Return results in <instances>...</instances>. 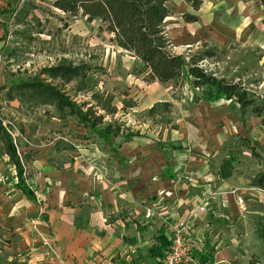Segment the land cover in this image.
Wrapping results in <instances>:
<instances>
[{
    "label": "rangeland",
    "instance_id": "374dc122",
    "mask_svg": "<svg viewBox=\"0 0 264 264\" xmlns=\"http://www.w3.org/2000/svg\"><path fill=\"white\" fill-rule=\"evenodd\" d=\"M9 1L8 5H0V46H3V50H0V121L6 130L13 133L12 139L19 158L24 151L34 158V163H24L23 168V181L25 183L26 179L33 192L45 197L56 188H60L64 193L65 189L73 191L80 184L85 191L82 194L85 200L94 199L97 189L91 191L93 186L100 184L109 188L113 182L121 180L117 169H114L116 166L113 159L124 160L122 164L126 163L130 168L128 160L125 162V158H122L123 150L131 151H128L130 154L127 159H131L133 153L134 159L137 160L153 159L163 171L167 170V173L170 172L176 178L186 179L188 174L185 167L191 161V151L209 148L211 154L209 152L207 158L200 157V160L205 162L209 159L212 165H218L223 158L232 156L233 173L240 174L250 181L259 176L264 178V156H252L248 149L249 142L245 143L239 137L248 136L255 149L264 154L261 148L263 132L251 113L242 116L238 105L229 100L213 103H207L205 100L195 101L201 95V90L193 88L187 77L174 89L168 83L146 81L144 72L147 69L136 60L128 59L129 65L125 60L122 61V56L126 54L115 51L117 47L113 42V34L105 29V23L96 21L98 19L88 22L81 13L76 16L68 13L62 15L53 10L54 0H40L44 3L38 4L39 6L34 1V8L27 13L23 11L22 6L29 0ZM173 1L175 7L177 0ZM170 22L167 21V24ZM178 42L179 40L172 43L173 51L177 54L213 50L215 55L204 62V68L216 76L227 81L240 80L248 90L264 89V63L259 62L256 47H241L237 44L208 45L202 41L187 51L188 49L184 45H178ZM9 50L11 51L7 55ZM116 59L119 61H115ZM62 61L74 66L80 63L90 66L82 81L84 89L77 90L78 78L63 84L60 79L47 80L42 74L45 67L56 66ZM120 64L124 65V70L129 66V74L142 77L139 85L142 88L137 87V90L140 89L138 92L130 93L127 87L119 84L122 74L120 70L116 69L117 73L114 70L115 66L119 67ZM32 79L47 80L63 91L83 111L91 107L92 116L103 115V122L94 128H85L78 124L73 116L67 115V111L62 114L54 106L31 107L6 99L5 92L11 86ZM110 91L114 93L111 94ZM106 97H111L110 107L116 108L113 115H108L100 109ZM159 100L173 101L174 105L163 116L148 117L145 107ZM97 103L100 106H97ZM131 105L134 107L129 108ZM108 124L117 127L119 132L117 136L111 135L109 139L104 140L98 137L96 131ZM199 129L205 136L207 133L203 131L220 130L224 132L225 137L199 142L196 138L200 137L196 135ZM131 138L134 142L126 143V140ZM57 141L73 144L74 147L57 155L52 151ZM139 148L146 150V158L141 152L136 153ZM170 155L173 156V162L166 161ZM41 158L48 163L41 167L44 170H38L40 163L43 164ZM51 160L57 164L56 169ZM0 163L5 167V176L1 177L0 182L15 185L18 180L13 164L3 155L1 146ZM254 190L256 192L253 191V195L249 196V189L246 188L239 196L240 199H237L243 212H250L254 217L251 218L252 222H242L239 226L242 232H235L232 238L239 250L236 252L238 260H226L224 264H247L253 258L258 260L259 264H264V247L255 232H251L260 214H264V189L255 186ZM44 203L42 200L35 203L38 211L34 215L33 232H40L42 228L50 232L55 229L58 206L52 208L50 205L48 208ZM74 204L73 199L67 202V215H73ZM87 206L90 207L89 204ZM148 208L151 209V217H146ZM144 214L146 219H151L156 214L154 205L147 206ZM10 239L5 233H0V262L6 259L7 252L2 247ZM228 243L229 241L223 242L221 245L232 246ZM207 246L204 250H207L206 253L211 258L212 249L210 245ZM196 251L195 264L201 253ZM149 258L148 252L140 254V264H149ZM11 262L16 263L17 259ZM114 262L116 264L117 261Z\"/></svg>",
    "mask_w": 264,
    "mask_h": 264
},
{
    "label": "crops",
    "instance_id": "0c3cea01",
    "mask_svg": "<svg viewBox=\"0 0 264 264\" xmlns=\"http://www.w3.org/2000/svg\"><path fill=\"white\" fill-rule=\"evenodd\" d=\"M173 2V0L169 2L170 14L165 19V31L172 43L179 40L177 44L184 45L188 49L187 51L202 41L203 44L218 46L237 44L244 47L247 45L257 48L259 62L264 63V6L260 0H200L201 3L197 9H194L185 0H177L175 7ZM9 3V0H0L2 6ZM42 3L44 2L36 0L37 6ZM53 10L62 15L65 14L56 8ZM184 15L194 16L195 21H186ZM169 20L171 22L168 25L167 21ZM99 22L102 24L101 21ZM113 42L115 43V40ZM116 47V52L126 54L122 56V61L125 60L129 65L128 59H132L143 65L132 54L117 45ZM0 50H3L2 45ZM10 51L7 52V55ZM115 61H119V59ZM128 65L125 70L122 69L124 67L122 64L119 67L115 66L114 71L117 73V70H120L122 74L120 85L127 87V91L130 93L138 92L140 89L137 90V87H140L142 77L129 74ZM144 75H148V70L144 72ZM110 93L114 92L110 91ZM8 101L20 103L15 99ZM159 102H170L171 105H174L173 101L159 100L147 105L145 109H149ZM133 107V105L129 106V108ZM42 111L44 112V108ZM251 115L263 132L261 148L264 150V128L259 119L253 114ZM203 132L207 133L208 137L203 135L200 129L197 134L192 131L193 134L200 136L196 138L199 142L203 140V143L205 140L211 141V138L215 140V138L225 137L224 132H220V130ZM239 137L246 138L249 142L248 145L260 158L264 156L263 152L259 153L252 142L250 143L248 136L239 135ZM128 142H134V139L126 140V143ZM0 146L3 149V155L8 157L1 140ZM73 147V144L57 141L53 145L52 151L61 155L65 150ZM123 151L122 158H125V162L128 160V163L131 164H129L130 168L125 165L126 163L122 164L124 160L113 159L116 166L114 169H117L121 180L113 182L109 188L100 184L93 186L91 191L97 189V196L94 199L85 200L82 195L85 191L80 184L73 191L65 189L62 193L60 188H56L47 196L41 197L40 194L32 191L25 179L23 185L30 190L32 195V197H28L17 186V182L15 185L0 182V233H5L11 238L2 247L7 253L5 261H1L0 264H16L17 262L19 264H114V261H117L116 264H140L139 255L146 252L150 255L148 263L155 264L160 258L152 256L150 250L159 244L160 236H164L167 240L162 224L164 218L172 217L184 220L188 219L191 214H193L190 220L191 237L197 253L207 254V250L204 249L210 245L212 249L211 258L209 257L208 260L210 264H224L226 260L230 259L232 262L238 260L236 252L239 250L234 245L235 240L232 238L235 232H242L239 228L242 222H252L251 218L254 216L250 212H243L237 199H240L239 196L245 192L246 188L249 189L248 195H253V191H255L253 180L250 181L240 174L233 173V169L229 177L220 178L219 169L222 161L226 158H223L218 165H212L209 159H206L205 162L203 159H199L200 157L207 158L209 152L211 154L209 148L191 151V161L185 167V172L188 174L186 179L176 178L170 172L167 173V170L160 169L157 166L158 163L156 164L153 159L146 158L144 148H139L136 153L144 154L145 160L134 159L133 152L130 156L131 159H127V155L131 151ZM144 156L142 155V157ZM19 160L23 168L24 163L35 162L34 158L29 157L25 151L22 152ZM41 160L43 164L40 163L38 170H44L41 167L48 164L44 158ZM166 161L173 162V156L170 155ZM51 162V164H55L53 163L55 161L51 160ZM13 167L16 173L14 164ZM4 169L5 167L0 163V180L4 175ZM30 180L33 182V179L30 178ZM72 199L75 204L71 216L69 213L66 214L65 206ZM41 200L45 201L44 204L48 208L50 205L52 208L55 205L58 206L56 218L58 221L55 224V229L51 232L44 228L40 232H33L34 215L38 211L35 203L36 201L40 203ZM152 204L156 214L151 219H146L145 208ZM203 204H205V210L203 212L196 211L197 207ZM60 205L62 209H60ZM52 213L53 210H51ZM4 230L7 232H3ZM255 231L256 226L251 232ZM228 241V244L232 246L221 245ZM16 259V263L11 262Z\"/></svg>",
    "mask_w": 264,
    "mask_h": 264
},
{
    "label": "trees",
    "instance_id": "16d2710c",
    "mask_svg": "<svg viewBox=\"0 0 264 264\" xmlns=\"http://www.w3.org/2000/svg\"><path fill=\"white\" fill-rule=\"evenodd\" d=\"M34 1L29 0L22 6L26 13L34 8ZM194 9L200 5V0H185ZM264 6V0H260ZM170 0H54L53 6L58 10L76 16L81 13L87 21L94 19L106 24L105 29L114 35L116 45L132 54L148 70L146 81H156L159 84H170L172 89L179 87L184 77L189 78L193 88L201 90V95L195 101L205 100L216 102L229 100L238 105L241 115L251 113L257 117L264 128V89L248 90L238 80L227 81L209 72L200 64L214 57L213 50H199L194 54H177L165 31V19L170 14ZM186 21H195L194 16L184 15ZM205 46V45H204ZM90 66L84 63L73 65L62 61L56 66L45 67L42 74L47 80L60 79L63 84L77 80V90L84 89L82 84L85 73ZM47 80L32 79L11 86L6 92L7 100H18L22 105L33 107L54 106L60 113L73 116L78 124L85 128H94L103 122V115L92 116L91 107L83 111L72 102L66 94L53 86ZM111 97H106L100 109L108 115L116 113V108L110 107ZM170 102H159L147 109L148 117L163 116L171 109ZM119 129L112 124L96 131L98 137L107 140L111 135H117ZM0 140L5 153L16 168L17 186L28 196L30 190L23 185V167L16 152V146L11 135L0 121ZM245 143L246 138H242ZM248 149L255 157H259L254 149ZM234 158L224 159L219 169V177L224 179L231 175ZM252 184L264 189V178L259 176ZM257 239L264 247V214L259 217L255 231ZM159 244L151 248L152 256L162 258L169 248L170 242L164 236L158 238ZM207 254H199V264H206ZM247 264H259L255 258Z\"/></svg>",
    "mask_w": 264,
    "mask_h": 264
},
{
    "label": "built area",
    "instance_id": "2783aa9c",
    "mask_svg": "<svg viewBox=\"0 0 264 264\" xmlns=\"http://www.w3.org/2000/svg\"><path fill=\"white\" fill-rule=\"evenodd\" d=\"M201 62V67L204 66ZM8 131V130H7ZM8 133L13 137V133ZM205 210V204L197 207L198 212ZM151 209L148 208L146 217H151ZM193 214L188 216V219H173L172 217L164 218L163 228L167 240L170 242L169 248L164 256L155 264H194L195 261V243L191 237V218Z\"/></svg>",
    "mask_w": 264,
    "mask_h": 264
}]
</instances>
